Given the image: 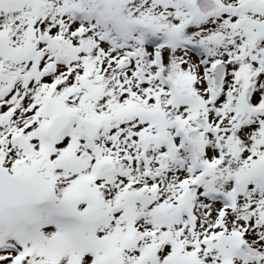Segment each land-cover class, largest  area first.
Instances as JSON below:
<instances>
[{
	"label": "snow or ice",
	"instance_id": "1",
	"mask_svg": "<svg viewBox=\"0 0 264 264\" xmlns=\"http://www.w3.org/2000/svg\"><path fill=\"white\" fill-rule=\"evenodd\" d=\"M0 264H264V0H0Z\"/></svg>",
	"mask_w": 264,
	"mask_h": 264
}]
</instances>
